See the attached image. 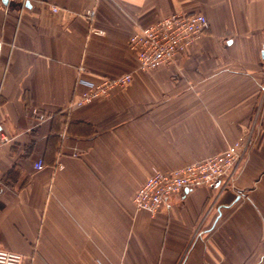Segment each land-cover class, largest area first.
<instances>
[{"label": "crops", "instance_id": "crops-1", "mask_svg": "<svg viewBox=\"0 0 264 264\" xmlns=\"http://www.w3.org/2000/svg\"><path fill=\"white\" fill-rule=\"evenodd\" d=\"M182 11L208 31L141 69L133 32ZM0 39V247L23 264H264V0H0ZM125 73L75 103L79 79ZM254 120L227 186L136 209L154 170L221 153Z\"/></svg>", "mask_w": 264, "mask_h": 264}, {"label": "built area", "instance_id": "built-area-1", "mask_svg": "<svg viewBox=\"0 0 264 264\" xmlns=\"http://www.w3.org/2000/svg\"><path fill=\"white\" fill-rule=\"evenodd\" d=\"M20 2L25 7L28 0ZM52 10L56 11L57 7ZM88 14L92 17L94 11ZM209 27L210 22L203 13L182 11L137 29L131 35L129 45L137 51L140 68L149 70L173 63L178 53L195 43ZM131 81V73L106 77L97 83L79 79L78 82L85 85L86 90L75 103L82 104L100 95H108L116 87L125 86ZM32 113L38 121L51 117L36 108ZM255 128L256 120L221 153L197 159L169 172L154 170L134 195L136 209L156 214L172 195L184 189L210 185L216 181H222L224 187L227 186L235 178L246 152L253 144ZM7 140V136L0 135L1 142ZM42 165L41 160L35 163L36 168ZM0 264H23V254L0 247Z\"/></svg>", "mask_w": 264, "mask_h": 264}, {"label": "rangeland", "instance_id": "rangeland-1", "mask_svg": "<svg viewBox=\"0 0 264 264\" xmlns=\"http://www.w3.org/2000/svg\"><path fill=\"white\" fill-rule=\"evenodd\" d=\"M254 140H255V137H254ZM254 143V141H253ZM248 154H249V151L246 152L245 156H244V159L248 158ZM211 156V155H210ZM208 157V156H207ZM204 158V157H203ZM244 164V162H243ZM241 166V165H240ZM182 167V166H181ZM156 170H159V169H156ZM159 171H162V170H159Z\"/></svg>", "mask_w": 264, "mask_h": 264}, {"label": "water", "instance_id": "water-1", "mask_svg": "<svg viewBox=\"0 0 264 264\" xmlns=\"http://www.w3.org/2000/svg\"><path fill=\"white\" fill-rule=\"evenodd\" d=\"M263 54H264V49H263Z\"/></svg>", "mask_w": 264, "mask_h": 264}]
</instances>
